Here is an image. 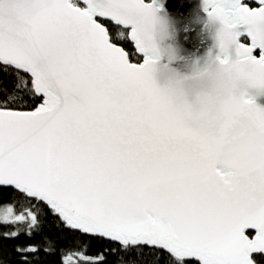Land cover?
I'll return each mask as SVG.
<instances>
[{
    "label": "snow or ice",
    "instance_id": "obj_1",
    "mask_svg": "<svg viewBox=\"0 0 264 264\" xmlns=\"http://www.w3.org/2000/svg\"><path fill=\"white\" fill-rule=\"evenodd\" d=\"M206 6L264 69V0ZM98 17L130 29L142 63ZM153 17L148 0H0V71L12 77L0 89V186L113 252L264 264V109L244 100L219 126H187L151 77L141 37ZM0 222L31 235L38 216L8 205Z\"/></svg>",
    "mask_w": 264,
    "mask_h": 264
},
{
    "label": "clouds",
    "instance_id": "obj_2",
    "mask_svg": "<svg viewBox=\"0 0 264 264\" xmlns=\"http://www.w3.org/2000/svg\"><path fill=\"white\" fill-rule=\"evenodd\" d=\"M201 7L211 41L203 52L179 49L155 17L145 24L141 38L151 61V77L172 110L189 127L211 128L222 123L229 107H241L244 100L255 103L254 94L264 90V69L238 55V42L228 37L234 30L209 13L206 0H201Z\"/></svg>",
    "mask_w": 264,
    "mask_h": 264
},
{
    "label": "trees",
    "instance_id": "obj_3",
    "mask_svg": "<svg viewBox=\"0 0 264 264\" xmlns=\"http://www.w3.org/2000/svg\"><path fill=\"white\" fill-rule=\"evenodd\" d=\"M243 2L250 7L257 6L253 0ZM97 19L110 29V36L115 35V40L119 41V46L128 52L131 62H143L142 55L135 50L134 42L127 36L130 29H121L107 19ZM121 31L124 35H121ZM241 42L247 44L249 40L241 37ZM2 67L0 65V69ZM11 82L12 77L0 71V89L10 88ZM34 204L35 202L29 203L12 189L0 186V209L11 205L15 214L18 215L24 209L31 208L38 216V227L31 232V235L28 234L25 223L0 222V264H67L69 256L72 257V264H84V261L80 260L81 253L84 257L96 261L103 257V264H120L121 259L124 264H168L165 253L157 255L147 248L141 254L135 251L127 254L113 252L112 250L117 247L115 243L89 239L86 234H73L46 206L36 208ZM18 228L22 229L19 234L12 235ZM29 248H35V251H23ZM256 258L259 259V256L257 255Z\"/></svg>",
    "mask_w": 264,
    "mask_h": 264
},
{
    "label": "water",
    "instance_id": "obj_4",
    "mask_svg": "<svg viewBox=\"0 0 264 264\" xmlns=\"http://www.w3.org/2000/svg\"><path fill=\"white\" fill-rule=\"evenodd\" d=\"M254 1L258 5V0ZM79 2L82 3L83 0ZM148 2L166 38L179 49L188 54H199L211 42L204 23L206 14L202 10L201 0H149ZM253 99L258 107L264 109V90L254 94Z\"/></svg>",
    "mask_w": 264,
    "mask_h": 264
},
{
    "label": "rangeland",
    "instance_id": "obj_5",
    "mask_svg": "<svg viewBox=\"0 0 264 264\" xmlns=\"http://www.w3.org/2000/svg\"><path fill=\"white\" fill-rule=\"evenodd\" d=\"M8 206V205H7ZM6 207V206H5ZM5 207H2L0 210L4 209ZM15 213V212H14Z\"/></svg>",
    "mask_w": 264,
    "mask_h": 264
},
{
    "label": "flooded vegetation",
    "instance_id": "obj_6",
    "mask_svg": "<svg viewBox=\"0 0 264 264\" xmlns=\"http://www.w3.org/2000/svg\"><path fill=\"white\" fill-rule=\"evenodd\" d=\"M244 1V0H243ZM254 1V0H253ZM258 6V5H257ZM247 44H249V42L247 43Z\"/></svg>",
    "mask_w": 264,
    "mask_h": 264
}]
</instances>
